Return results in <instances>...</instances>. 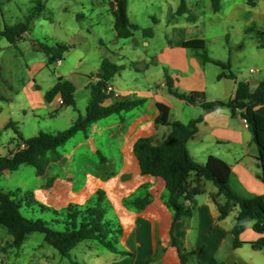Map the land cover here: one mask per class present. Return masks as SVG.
I'll return each mask as SVG.
<instances>
[{
  "label": "crops",
  "instance_id": "obj_1",
  "mask_svg": "<svg viewBox=\"0 0 264 264\" xmlns=\"http://www.w3.org/2000/svg\"><path fill=\"white\" fill-rule=\"evenodd\" d=\"M178 5L179 0H160L158 5H155L154 0H127L128 19L136 25V15L146 12L148 8H159L161 19L165 17V43L151 52L145 50L144 55L128 56L121 51L124 43H119L120 39L116 35L112 41V44L118 45L115 52H110L101 44L107 55L102 62L108 61L118 67L108 86L110 98L104 105L123 97L141 99L142 104L92 124L68 151H59L60 147L36 145L13 168L0 173L5 187L0 188L4 193L15 202L18 199L26 201L29 206L41 204L59 210L68 204L84 206L92 201L97 191H102L113 208V220L122 228L118 247L128 253H113L116 260L111 264H144L146 259H149L147 264H180L177 249L171 245V212L164 203V181L159 177L140 174L133 153V144L139 138H150L153 145H160L174 122L186 124L201 116L195 135L187 142L190 157L199 163H204L208 156L223 160L230 166V185L239 196H264L257 148L242 118L232 115L230 109L224 106L206 114L202 113L200 107L203 102L231 99L238 82H248L253 91L258 81L264 78L253 76L264 69V64L257 62L254 63L255 68L251 67L247 71L244 66V74L237 75L233 68L238 69L240 61L238 57L231 56L234 50L242 57L258 60L262 57L264 49L257 48L254 34L246 33L245 29L253 26L264 31V0H253L252 5H248L245 0H220L217 11L212 9L210 0H185L187 12L181 15L176 14ZM158 21L161 22L153 18L151 29ZM111 22L113 26V16ZM216 23L221 24L219 37L213 33ZM232 32L250 38L248 43L253 42V49H249L244 38L233 43ZM152 35H143L144 47L150 46ZM60 38L68 39L65 36ZM133 38L126 40H131V47L135 49L137 43ZM189 40H202L208 56L213 60H229V71L235 78H218L222 71L225 74L229 71L213 63L202 62L193 50L183 47V43ZM214 49L218 51L217 54H214ZM62 60L56 64L61 65ZM76 69L77 64L68 73H56L55 82L52 81L47 90H42L34 79L38 68L33 65L29 71L31 80L20 88V94L26 102V108L21 109L36 113V118L41 112L50 117L57 115L58 110L65 107L59 103L60 97L57 95L47 102L44 95L59 77L73 85L74 97L78 91V78H86L82 87L87 90L89 101L88 86L96 80L89 78V75L98 69L92 72H78ZM251 69L254 73L250 72ZM167 78L172 90L189 95L196 104H189L170 94ZM75 118L71 115L69 126ZM19 143L16 138H10L1 144L0 156L13 154ZM25 169H28V173L21 177ZM200 184L203 192L195 197L192 216L179 219L172 228V235L180 248L193 253L188 264H209L211 261L264 264V248L251 247V243L264 238V233L254 232L252 222H249L239 235L241 244L234 247L231 229L237 208L225 218L218 219V208L212 199L217 192L216 187L209 181H201ZM146 193L149 195L148 204L143 210L136 211L129 201ZM216 201L222 204L224 199L220 196ZM84 246L89 247L88 244ZM91 250L87 254L94 255V245Z\"/></svg>",
  "mask_w": 264,
  "mask_h": 264
},
{
  "label": "trees",
  "instance_id": "obj_2",
  "mask_svg": "<svg viewBox=\"0 0 264 264\" xmlns=\"http://www.w3.org/2000/svg\"><path fill=\"white\" fill-rule=\"evenodd\" d=\"M212 9H219L220 0H210ZM248 5L253 0H245ZM109 10L113 16V29L119 39H126L133 36L134 31L139 27L130 22L127 16V0H109ZM43 4L40 0L35 1V6L30 9L27 18L13 25H4L0 30V38H4L10 45L16 44L28 31L31 20L39 16ZM185 0H179L176 14L186 13ZM246 33L254 34L256 45L264 49V31L255 27H247ZM144 36H151L150 28L142 29ZM37 51L42 52L46 57V64L52 65L63 59L64 54L71 48V45L63 43L48 44L34 42ZM183 47L194 51L204 63H213L222 70H230L229 60L223 62L213 60L206 52L202 40H189L183 43ZM118 71V67L108 61H103L95 73L89 78H96L88 86L90 99L83 115H78L70 126L60 132L46 133L38 132L30 138L23 139L13 127V122H8L6 128H12L17 135L16 140L26 145V149L15 151L10 156H0V173L3 170L13 168L18 161L29 153L36 145H49L53 148L63 146L70 138L79 132L86 133L88 128L97 121L113 114L127 112L142 104L141 99L123 97L115 99L109 105L104 102L110 98L106 90L109 83ZM227 76L235 78L229 71H223L218 78ZM168 92L173 96L184 100L189 104H196L189 95L178 93L171 89V83L167 78ZM59 96L61 105L75 107L74 87L66 79L59 77L54 86L48 90L44 98L51 102L55 96ZM227 107L232 115H239L246 119L247 127L252 133L253 142L257 148V161L260 169V180L264 186V78L258 81L256 88L252 91L248 82H238L234 96L227 101H212L200 103L202 113H209L218 107ZM201 116L186 124L174 122L170 125V131L163 142L156 146L150 138H139L133 144V153L137 160L140 174L159 177L164 181L166 196L164 203L171 212V245L177 249L179 263L188 264L191 251H183L178 241L172 235V228L176 221L181 218L192 216V206L195 204V197L203 192L201 181L211 182L217 189L212 197L218 208V219L225 218L232 210L237 208V214L231 234L234 237V247L241 242L239 235L245 230L247 224L252 222V230L256 233H264V196L243 198L239 196L230 185V166L223 160L208 156L204 163L194 161L187 150V142L193 138L197 131V124ZM223 197L222 204L216 201L217 197ZM95 198L84 206L68 204L64 209H53L37 204L38 211L46 216L42 218H28L24 216L20 207L23 201L11 200L0 188V226L6 229L11 237L10 248L18 249L26 237L32 233L43 235V241L56 251V253L69 261V264H79L70 260V252L81 242L93 241L106 250L126 255L118 247L119 237L122 228L113 219L106 218V211L102 207L105 199L102 191H97ZM95 200V201H94ZM149 202V195L141 194L129 201V204L136 210L141 211ZM27 205V204H26ZM253 249L264 248V238L251 243ZM146 259L144 264H147ZM209 264H223L211 261Z\"/></svg>",
  "mask_w": 264,
  "mask_h": 264
},
{
  "label": "rangeland",
  "instance_id": "obj_3",
  "mask_svg": "<svg viewBox=\"0 0 264 264\" xmlns=\"http://www.w3.org/2000/svg\"><path fill=\"white\" fill-rule=\"evenodd\" d=\"M35 1L0 0V30L3 29L4 25H13L24 21L30 9L35 6ZM40 1L43 8L39 16L31 20L28 31L16 44L10 45L4 38H0V145L5 144L10 138L17 137L12 128H5V124L9 120L13 122V127L20 136L27 139L40 131L50 133L63 131L69 127L71 115H83L85 112L88 104V92L82 87V83L87 79L81 77L78 78L79 81L76 85L78 91L75 94V107H62L58 110L57 115L55 114L53 117L41 112L39 117L36 118V113L24 112L22 109L26 108V102L20 94V88L23 83L31 80L29 71L33 65L38 68V72L34 76L35 81L42 90H47L52 81L55 82L56 73H68L76 64V71L78 72L86 70L92 72L95 68L98 69L103 57L107 56L101 44L110 52H115L118 46L112 44L115 32L106 0L103 2L93 0ZM154 3L158 5L160 0H154ZM99 13L102 14L98 15ZM77 15H81V17L78 18ZM153 18L161 20V22L158 21L151 29ZM135 19L140 26L137 25L139 30L133 33V40L137 43V47L133 49L131 47L132 41L129 39H120L118 40L119 43H124L123 46L120 45L122 52L128 56L144 55L145 50L151 52L165 43L163 33L165 17L161 19L159 8H148L146 12L137 14ZM214 25L216 26L213 27L214 36L219 37L221 35V24L216 23ZM146 28H150L153 32L148 48L142 45V41L145 39L142 29ZM61 36L68 39L63 40L60 38ZM243 38L247 43L250 41V38H246L242 33H231L233 43L240 42ZM44 41L48 44L63 43L71 45V49L64 54L61 65L58 66L56 63L47 65L45 55L35 49L34 42ZM221 42L224 41L221 40ZM248 47L253 49V42H249ZM214 52V54H217L218 51L215 50ZM231 53L232 57H238L240 61V64H237L238 69L233 68L237 75L244 74V66L248 71L251 67L255 68V62L260 65L264 64V50L259 60L249 56L242 57L239 52L234 50ZM233 64H236V62ZM253 76L259 79L262 78L264 69ZM78 137H83V133L80 132L73 136L64 146L59 148V151L70 150ZM27 173L28 169H25L21 177L26 176ZM0 187L5 188L2 179H0ZM94 198L96 199V197ZM102 207L106 211V218L113 219V208L106 199L103 200ZM20 211L28 218H46L45 214L42 215L37 207L26 205V201H23ZM10 241L11 237L6 229L0 226V264H69L66 258L60 257L54 249L43 241V235L40 233L29 234L18 249L10 248L8 246ZM86 244L89 247H85ZM93 245L94 255L87 254L88 251H92ZM96 245L95 242L89 241L80 243L70 252V260L79 264H111L116 260L113 253Z\"/></svg>",
  "mask_w": 264,
  "mask_h": 264
},
{
  "label": "built area",
  "instance_id": "obj_4",
  "mask_svg": "<svg viewBox=\"0 0 264 264\" xmlns=\"http://www.w3.org/2000/svg\"><path fill=\"white\" fill-rule=\"evenodd\" d=\"M250 72H251V73H254V70L251 69ZM106 93H109V89H108V88H107V90H106ZM59 103L61 104V100L59 101ZM242 122H243V124H244L245 126H247V121H246V119L242 118ZM25 149H26V145H25L24 143L20 142V143L18 144V147H17L16 151H22V150H25Z\"/></svg>",
  "mask_w": 264,
  "mask_h": 264
}]
</instances>
